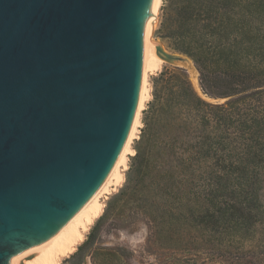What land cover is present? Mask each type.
<instances>
[{
  "label": "water",
  "instance_id": "1",
  "mask_svg": "<svg viewBox=\"0 0 264 264\" xmlns=\"http://www.w3.org/2000/svg\"><path fill=\"white\" fill-rule=\"evenodd\" d=\"M150 1L0 0V264L52 233L104 174L137 101Z\"/></svg>",
  "mask_w": 264,
  "mask_h": 264
},
{
  "label": "trees",
  "instance_id": "2",
  "mask_svg": "<svg viewBox=\"0 0 264 264\" xmlns=\"http://www.w3.org/2000/svg\"><path fill=\"white\" fill-rule=\"evenodd\" d=\"M201 3L202 12L187 1L174 17L175 50L197 62L204 94L233 97L208 102L183 72L155 79L134 154L147 184L129 210L147 239L178 232L224 262L221 248L264 247V0ZM206 77L230 92L212 93Z\"/></svg>",
  "mask_w": 264,
  "mask_h": 264
},
{
  "label": "rangeland",
  "instance_id": "3",
  "mask_svg": "<svg viewBox=\"0 0 264 264\" xmlns=\"http://www.w3.org/2000/svg\"><path fill=\"white\" fill-rule=\"evenodd\" d=\"M187 1L195 4L196 13L202 12V0H161L152 37L158 40L167 51L177 52L176 42L173 39V19ZM198 17L201 18V16ZM192 62L197 70L196 79L200 97L212 103L224 102V98L233 97L218 95L211 97L204 94L200 87V71L197 62L193 60ZM176 67L163 61L159 68L148 73L149 96L140 114L141 123L138 126L137 138H134L131 144L134 153L127 155V167L122 170L123 181L114 190H110L109 194H103L100 197L103 204L101 213L88 225L74 250L61 257L58 264H264V255L258 253V250H264L263 246L255 248L251 254L249 249L252 246L247 243L237 244L234 248H221L225 258L223 262L219 257L220 253L208 249V246L195 250L194 247L198 245L192 244V249L191 245L180 238L178 232L169 231L164 235L160 233L157 237L152 236L147 239L148 230L144 222L129 210L133 205V201L130 202L131 198L138 194L143 185L147 184L144 169L134 159V154L135 147L142 146L138 140L143 135L144 122H147V111L153 100L154 88L159 84V80L155 79L160 74L168 77L174 73L183 72L193 85L192 78L185 68ZM205 85L215 94H221L225 90L230 92V88L227 89L223 83L213 77H206Z\"/></svg>",
  "mask_w": 264,
  "mask_h": 264
},
{
  "label": "bare ground",
  "instance_id": "4",
  "mask_svg": "<svg viewBox=\"0 0 264 264\" xmlns=\"http://www.w3.org/2000/svg\"><path fill=\"white\" fill-rule=\"evenodd\" d=\"M160 4L161 0L150 1L141 25L139 44L141 64L137 101L120 144L101 179L68 216L57 225L52 233L28 248L9 255L3 260V264H58L61 257L68 255L74 250L75 245L82 239L88 225L101 213L103 204L100 197L103 194H109L110 190H114L123 181L122 170L127 167V155L134 153L131 144L133 139L137 138L138 126L141 123L140 114L149 96L147 87L148 73L159 68L164 61L155 51V46L159 41L152 37ZM195 71L194 68H191L188 73L197 90L195 91L200 93L196 79L197 72L195 75Z\"/></svg>",
  "mask_w": 264,
  "mask_h": 264
}]
</instances>
